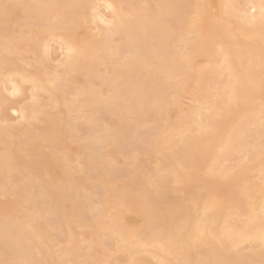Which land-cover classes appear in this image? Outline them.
<instances>
[{"label": "bare ground", "instance_id": "bare-ground-1", "mask_svg": "<svg viewBox=\"0 0 264 264\" xmlns=\"http://www.w3.org/2000/svg\"><path fill=\"white\" fill-rule=\"evenodd\" d=\"M262 6L0 0V264H264Z\"/></svg>", "mask_w": 264, "mask_h": 264}, {"label": "rangeland", "instance_id": "rangeland-1", "mask_svg": "<svg viewBox=\"0 0 264 264\" xmlns=\"http://www.w3.org/2000/svg\"><path fill=\"white\" fill-rule=\"evenodd\" d=\"M214 6H215V4H212L211 6H208V10L210 11V12H214L215 11V8H214ZM21 9H20V7H14L13 9H12V13H13V16H12V18L11 19H9L6 23H5V26H7L8 28H10V29H12V30H19V29H21V30H27L26 29V27L24 26H19L18 24H17V22H16V20H15V17H16V14L18 15V13H21V11H20ZM14 19V20H13ZM11 20V21H10ZM8 22L10 23L9 25H8ZM12 22V23H11ZM89 23V25L87 24L86 26H84V28L82 27L81 29H82V31H87V30H89V29H96L95 28V24L91 21V20H89L88 21ZM17 24V25H16ZM98 25V24H97ZM94 26V27H93ZM89 27V28H88ZM84 29V30H83ZM93 29V30H94ZM35 30H37V29H35ZM53 48H56V45H53ZM19 55L20 54H18V53H16L15 55H12L13 56V58L14 59H16V62L17 63H19V64H22L23 65V63H21V61H19V60H17V59H19ZM26 57H30L31 56V53H25L24 54ZM17 56V57H16ZM44 64L43 65H46L47 67H48V69H49V62H43ZM52 64H53V62H51ZM40 66V65H39ZM28 69H30L31 67H27ZM100 68H102V67H100ZM85 72L84 71H79V72H75V74H77L76 76H80L79 77V79H81V80H83L84 78H85V74H84ZM140 77H143V74H140ZM99 82H101V80L99 81L98 80V83ZM27 84H25V86H26ZM27 87V86H26ZM27 95H28V88H26V91H25V94L23 95V101L22 102H24V103H27V101H29V97H27ZM185 97L184 98H182L181 100H182V102L184 103L183 104V107L184 108H186L187 107V105L189 104V95H184ZM46 97V94H42V96H41V100L44 102V103H48V99L47 98H45ZM173 98V96L170 98V99H172ZM28 99V100H27ZM48 107V106H47ZM46 107V109H49V108H47ZM173 105H171L170 106V108H171V110L173 109ZM64 109V108H63ZM3 110V107H0V112ZM51 111H53V109H51ZM54 111H57V109H55ZM10 115L11 116H15V114H13V113H10ZM100 117L101 118H103L104 119V122H106V121H109L110 119H113V118H115L114 117V115H112V114H109V113H103V112H101V114H100ZM102 119V120H103ZM13 120V119H12ZM127 120V119H126ZM149 120V121H148ZM15 121H17V119L15 120H13V121H10V122H12V123H15ZM80 121H82L81 119H80ZM146 124L144 123L143 125H145V126H143L144 127V129H150V128H152V127H154L155 125H156V123L155 122H152V121H150V119H147L146 120ZM34 125L35 126H41L42 124H43V122L42 121H38V120H34ZM100 124H102L101 122L99 123V126H101ZM97 127V126H96ZM128 133L129 132H131V129L129 128L128 129V131H127ZM138 132H140V131H138ZM129 135V134H128ZM131 135V136H130ZM129 136L132 138V139H134L135 140V138L137 137V136H133L132 134H130ZM134 135H136V134H134ZM128 136V137H129ZM133 136V137H132ZM131 138H128V142H130L131 143V141L132 142H134ZM131 139V140H130ZM69 146H70V148H74V146H76V143H71V144H69ZM126 145L124 144V147H125ZM128 146V145H127ZM132 146H133V144H132ZM132 146H128V147H126L127 149H124L125 151H126V154L125 155H117V157H116V160L117 161H119V162H121V163H123V166L125 165L126 167L124 168L123 166H122V168H119V171L117 172L118 173V175H120V179H122V181L123 180H126V178H127V176L129 175L128 174V169L129 168H127V167H129L128 165H129V163L131 162V154H134V152L135 151H133L134 149H133V147ZM114 148V145L112 146V145H109L106 149H113ZM45 151H48L47 149H44ZM135 154L137 155V157H141V155H140V153H136L135 152ZM72 157H74V154H73V152H72V155H71ZM130 156V157H129ZM49 162L52 164V166H53V171L55 172V171H57L58 170V168H59V166H60V163H58L57 161H54V158H52V157H49ZM152 166V165H151ZM127 168V169H126ZM123 169V170H122ZM127 171H126V170ZM130 170V169H129ZM130 172V171H129ZM255 174V172L253 173H251V175H254ZM14 176H17V180H16V183L15 182H13L12 183V189L13 190H17V189H19L20 188V186H21V182H20V178H21V175L20 174H15ZM42 179H48L49 178V176L45 173V171H42V173H41V176H40ZM36 184V183H35ZM169 186L171 187V189L173 188L174 190L176 189V188H178L177 187V185L176 184H174V183H170L169 184ZM38 188H36L35 189V192L34 193H37L36 191H38L37 190ZM32 190H34V188L32 189ZM172 192V191H171ZM178 195V196H183L184 195V193H178L177 191L175 192V191H173L172 193H171V195ZM14 197L12 196V195H8V197L7 196H3V195H0V201H6V200H8V199H13ZM21 199V197H17L16 198V201H22V199ZM40 199V200H39ZM37 200L38 201H46L47 200V198L46 197H44V198H42V197H38L37 198ZM37 200H35L34 199V202H38ZM23 205L24 206H26L27 205V203H25V202H23ZM163 205V204H162ZM160 203L156 206V208H157V210H159L160 208L162 209L163 208V206H162ZM160 209V210H161ZM53 210L54 211H58V209L57 208H53ZM52 217V219H54L55 217L54 216H51ZM54 233H55V230H54ZM60 234V233H59ZM64 234V233H63ZM60 236H62V234L60 235ZM198 251V250H197ZM201 250L199 249V251L198 252H200Z\"/></svg>", "mask_w": 264, "mask_h": 264}, {"label": "snow or ice", "instance_id": "snow-or-ice-1", "mask_svg": "<svg viewBox=\"0 0 264 264\" xmlns=\"http://www.w3.org/2000/svg\"><path fill=\"white\" fill-rule=\"evenodd\" d=\"M5 7H8V6H5ZM107 8L110 9V10L115 11V9L113 8V5H111V4L107 5ZM253 11H255V9H253ZM261 11H262V13H264V6H262ZM262 20H264V16H262ZM13 89L14 90L11 93V95H16L17 94V91H16L15 85H13ZM262 242H264V241H262Z\"/></svg>", "mask_w": 264, "mask_h": 264}]
</instances>
